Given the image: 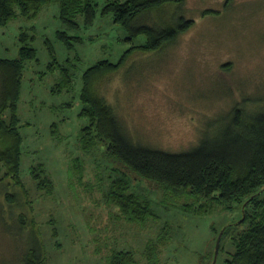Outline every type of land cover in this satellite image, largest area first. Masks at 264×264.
Instances as JSON below:
<instances>
[{
  "label": "rangeland",
  "instance_id": "obj_1",
  "mask_svg": "<svg viewBox=\"0 0 264 264\" xmlns=\"http://www.w3.org/2000/svg\"><path fill=\"white\" fill-rule=\"evenodd\" d=\"M177 13L194 20L187 31L158 50L134 52L99 84V94L114 108L128 136L171 152L187 150L203 133L221 130L234 106L249 112L264 109V0H185L153 11L149 18L144 14L133 25H159L165 17L172 23ZM77 21L78 28L65 26L59 4L51 2L36 18L18 15L0 26V57L18 56L22 30L34 36L29 43L37 51V59L25 63L18 103L20 176L35 224L27 227L26 239L17 236L5 224L2 203L8 207V202L0 195V264L21 261L26 246L36 244L42 264H107V256L118 249L131 250L136 264H147V242H157L164 227L168 238L159 242V264H227L235 251L234 237L246 227L237 223L239 204L227 211L207 199L171 203L155 183L110 158L103 142L89 150L81 147L79 133L87 123L78 115L82 73L99 60L116 62L132 45L145 44L148 36H132L129 28L99 10L92 25L86 26L81 15ZM62 29L82 41L68 49L56 35ZM46 39L57 60L70 68L73 85L68 90H51L61 72H45L51 61ZM36 165L53 182L52 192L37 188L30 173ZM3 172L0 165V176ZM123 173L137 194L150 199L158 219L128 222L107 202L112 179ZM16 198L20 202V195ZM229 223L237 224L226 230L216 253L217 233Z\"/></svg>",
  "mask_w": 264,
  "mask_h": 264
},
{
  "label": "trees",
  "instance_id": "obj_2",
  "mask_svg": "<svg viewBox=\"0 0 264 264\" xmlns=\"http://www.w3.org/2000/svg\"><path fill=\"white\" fill-rule=\"evenodd\" d=\"M51 2L59 4V18L68 28L79 27L78 15L83 16L86 26L92 25L99 10L102 16L111 15L115 23L129 28L132 36L140 33L148 36L145 44L132 45L116 62L99 60L82 73L79 94L82 106L78 115L86 118L87 123L79 133L81 147L89 150L98 141L103 142L110 158L120 162L137 177L155 183L171 203L179 198L207 199L227 211H233L239 204L241 217L237 223H246V227L234 237L235 251L227 259V264H264L263 106L252 112L245 106H234L221 130L214 134L203 133L198 143L187 150L171 152L135 142L124 131L114 108L99 94L102 79L123 67L134 52L158 50L175 41L194 23L193 19L178 16V13L172 23L165 17L159 25L148 22L134 26L137 18L144 14H149V18L151 12L164 10L170 4L182 5L185 0H0V26L7 25L18 15L36 18L42 8ZM56 35L68 49L82 41L80 36L71 35L65 29L58 30ZM33 39L34 36L27 31H20L18 56L0 57V165L4 167L0 176V195H4L8 202V207L2 203V215L7 220L5 224L25 239L27 227H34L35 222L29 216L31 209L20 176L23 136L19 131L21 118L18 103L25 63L37 59V51L29 43ZM45 43L51 56L45 72L56 69L61 72L60 80L51 90L61 92L70 89L73 85L70 68L57 60L51 41L46 39ZM57 131L54 122L51 132L55 135ZM30 173L38 189L52 192L53 182L42 165L33 166ZM16 195H20V202H17ZM106 200L118 207L121 216L128 222L143 224L149 219H158L150 199L134 191L125 173L112 179ZM235 224L226 225L221 240L226 230ZM213 230L215 232V228ZM167 238L168 228L164 227L157 242L152 239L147 242V264H159V242ZM23 255L24 258L14 264H42L44 261L37 244L27 245ZM106 261L107 264H136L134 253L127 249L113 250Z\"/></svg>",
  "mask_w": 264,
  "mask_h": 264
},
{
  "label": "water",
  "instance_id": "obj_3",
  "mask_svg": "<svg viewBox=\"0 0 264 264\" xmlns=\"http://www.w3.org/2000/svg\"><path fill=\"white\" fill-rule=\"evenodd\" d=\"M226 227V225L219 231L218 236L216 238V243H215V252L217 253L219 250V245H220V240H221V236L222 233L224 231V228Z\"/></svg>",
  "mask_w": 264,
  "mask_h": 264
}]
</instances>
